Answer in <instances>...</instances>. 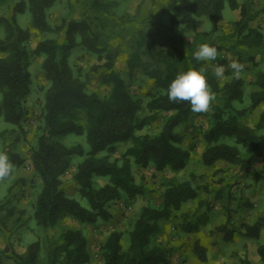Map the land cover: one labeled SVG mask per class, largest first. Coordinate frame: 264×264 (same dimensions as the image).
I'll return each mask as SVG.
<instances>
[{
    "label": "trees",
    "instance_id": "16d2710c",
    "mask_svg": "<svg viewBox=\"0 0 264 264\" xmlns=\"http://www.w3.org/2000/svg\"><path fill=\"white\" fill-rule=\"evenodd\" d=\"M10 1L0 0V8ZM56 1L18 0L10 15L0 14V28L4 31L0 38V118L17 126L25 120L24 103L31 92L33 58H43V73L49 82L41 113L43 125L30 154L32 168L40 182L34 218L38 226L47 230L66 217L81 224L108 221L112 216V202L125 196L127 206H131L140 196L149 194L150 189L137 182L134 165L141 168L153 165L160 172H179L186 168L191 153L181 147L183 138L178 127L197 114L191 112L187 102L170 103L165 93L179 72L205 66V62L197 63L192 58L200 44L215 46L218 56L210 63L225 67L227 59L221 56L224 48L236 49L237 53H247L253 58V51L264 46V33L251 24L255 16L264 13V0L257 12L251 8L254 0H246L241 6L237 0H228L233 10L240 8L241 17L235 22L231 35L222 37V43L209 38L223 19L226 0H167L168 25H157L154 29L145 25L131 34L128 72L123 76L116 66L121 49L112 43L114 34L106 6L100 0H86V12L81 20L70 19L52 26L48 10ZM25 10L30 11L32 26L37 31L58 33L59 37L41 39L34 49H29L31 32L22 28L17 20V15ZM201 17L212 24L211 31H198ZM78 45L96 54L101 62L93 65L84 79L75 74L70 64L72 50ZM205 75L216 99L211 109L210 127L204 134L202 162L211 167L224 161L239 166L244 173L249 172L264 161V134L260 133L264 129V112L254 127L245 122L247 115L264 105V71L256 77L254 84L258 89L250 94V105L246 109L235 105L245 97L242 77L233 76L221 82L211 69H206ZM144 77L152 81L146 93L149 98L146 104L130 86L131 82ZM93 78L109 87L107 95L88 90L87 85ZM161 113L168 114L161 130L141 134ZM70 134L85 136L89 149L81 143H63L62 138ZM226 139H234L235 144ZM122 144L126 145L125 151L112 159ZM241 144L248 145L245 153L239 148ZM5 152L15 167L25 163L9 145H5ZM76 156L82 160L77 164L73 182L87 205L67 195L62 179ZM96 178L108 181L98 186ZM165 186L160 206L148 204L141 208L127 248H124L120 231L111 232L101 244L103 264H170L171 249L153 241L162 228L160 221L171 218L201 194L206 196L199 205L205 203L210 209L208 196L221 200L229 189L223 178L212 181L194 173L185 180L167 178ZM183 216L185 219L186 213ZM189 217L178 224L180 230L198 232L201 219L193 221ZM227 222H231L230 217ZM259 226L247 225L248 235L253 236L255 232L258 235ZM220 230L225 232L226 238H231L233 230L225 225ZM40 250L39 240L30 243L23 254L8 245L0 249V264H5L6 259H12L14 264H44L40 262ZM257 250L264 264V244ZM47 253L45 264H88L91 260L89 241L79 228H65L57 238L49 235ZM198 256L202 262L207 261L205 250L198 249ZM239 264L253 263L243 259Z\"/></svg>",
    "mask_w": 264,
    "mask_h": 264
},
{
    "label": "rangeland",
    "instance_id": "374dc122",
    "mask_svg": "<svg viewBox=\"0 0 264 264\" xmlns=\"http://www.w3.org/2000/svg\"><path fill=\"white\" fill-rule=\"evenodd\" d=\"M18 0H11L8 5L0 8V14L10 15L12 7ZM106 6V15L111 20V29L114 34L112 43L119 45L121 54L117 62V69L123 76L127 75V59L129 57L131 34L138 29L148 25L149 29H154L157 25L170 23V12L167 10V0H100ZM241 6L246 0H237ZM262 6V0L252 2V11L257 12ZM86 12V0H57L48 10V19L52 26L61 25L70 19L81 20ZM241 17L240 8L233 10L229 1L226 0L223 10V19L216 30L211 33V40L219 43L223 42L222 37L229 36L234 30L235 22ZM17 20L22 28L29 29L31 39L28 43L29 49H34L37 42L45 38H58V33H42L32 26V17L29 10L17 15ZM254 27H258L264 33V13H259L252 20ZM212 24L206 17L198 19V31L203 33L211 31ZM4 36L3 29L0 28V38ZM194 37V34L191 35ZM200 38V37H199ZM229 44V43H228ZM251 58L247 53H237L236 49L224 48L221 56L227 59V65L233 60L245 65L240 77L244 79L245 97L243 102H236L239 109H246L250 105V94L258 87L254 84L259 73L264 71V46L257 52L253 51ZM43 58H33L30 66L32 76L31 92L25 100L26 118L20 126L5 122L0 118V151L5 152V145H9L13 152L20 154L25 163L21 167H14L10 178L0 181V249H5L8 245L16 252L24 253L28 245L36 240L41 243L40 262H47L48 238L49 235L57 238L65 228H79L87 236L89 241V253L91 260L88 264H103L100 246L113 231H120L123 234L122 243L127 248L130 240V232L133 224L144 205L160 206L163 201L165 181L167 178L177 180L188 179L190 174L202 175L207 180L217 181L223 178L226 189L224 199L214 200L208 196V205L200 201L206 194H201L196 200L190 201L185 207L175 212L169 219L160 221L161 230L155 235L154 242L162 243L171 249L170 264H239L243 259H249L253 264H261L258 254V246L264 244V161L254 165L249 172L240 171L237 165H231L224 161H219L214 166L208 167L203 164L201 154L205 147L204 134L211 124V111L205 114H197L189 122L178 127L182 135L181 147L190 150L191 158L186 168L179 172L156 171L153 165L146 168L133 166L137 182H141L150 193L140 196L138 201L127 206L125 196L111 203L112 213L108 221L99 220L95 224H81L78 221L66 217L62 219L52 229H45L38 226L34 218L35 202L40 190V182L37 178L31 162V149L36 145L41 132L43 122L41 113L45 94L49 87V82L45 79L43 68ZM101 63L97 55L88 50L85 46L78 45L72 50L70 64L76 75H81L84 79L90 68ZM210 62L205 64L206 69L213 71ZM214 72V71H213ZM233 78L232 71L225 72L221 82L229 81ZM152 81L148 78H141L131 82L132 91L142 97L144 104L149 100L146 95ZM88 90L98 93L100 96L108 94L109 87L101 84L98 79H92L88 83ZM1 99V97H0ZM264 112V105L260 106L253 114L247 115L245 122L248 126L254 127L260 115ZM168 114L161 113L151 121L141 134H154L161 130ZM264 134V129L260 131ZM14 138H18L17 141ZM226 142L235 144L234 139H226ZM62 142L67 145L77 143L83 144L86 150L89 149L85 136L70 134L62 138ZM193 147V149H191ZM239 148L243 153L248 149V145L241 144ZM126 145H119L118 152L112 155V159L120 157L125 151ZM82 160L76 156L72 167L62 177L65 191L68 196L83 200L78 192V188L73 182V175L77 164ZM96 184L102 186L108 180L106 178H96ZM252 204V208L248 205ZM186 218L196 221L201 220L198 232L186 233L180 230L178 224ZM206 213L205 215H202ZM229 217L231 222L228 223ZM204 221V222H203ZM203 222V223H202ZM257 224L259 226L258 235H248L246 226ZM178 225V226H177ZM226 226L233 230L231 238L225 236V232L220 227ZM198 249L205 250L206 262H202L198 256ZM5 264H14L12 259H6Z\"/></svg>",
    "mask_w": 264,
    "mask_h": 264
},
{
    "label": "clouds",
    "instance_id": "9594fccd",
    "mask_svg": "<svg viewBox=\"0 0 264 264\" xmlns=\"http://www.w3.org/2000/svg\"><path fill=\"white\" fill-rule=\"evenodd\" d=\"M218 50L215 46L207 43L200 44L193 52L192 58L197 62H211L216 60ZM214 75L221 79L227 70H231L234 78L239 79L245 65L233 60L227 67L223 65H212ZM206 68H189L187 71L179 72L170 82L166 96L170 103L187 102L191 106L193 114H205L211 111L215 102L216 94L209 85L205 75ZM14 164L6 152L0 151V181L11 177Z\"/></svg>",
    "mask_w": 264,
    "mask_h": 264
},
{
    "label": "crops",
    "instance_id": "0c3cea01",
    "mask_svg": "<svg viewBox=\"0 0 264 264\" xmlns=\"http://www.w3.org/2000/svg\"><path fill=\"white\" fill-rule=\"evenodd\" d=\"M251 261V260H250Z\"/></svg>",
    "mask_w": 264,
    "mask_h": 264
}]
</instances>
